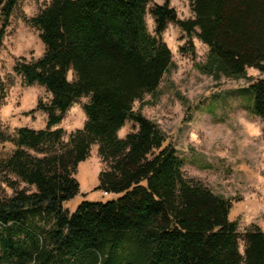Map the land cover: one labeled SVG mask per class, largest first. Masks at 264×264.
Instances as JSON below:
<instances>
[{"label": "trees", "instance_id": "obj_1", "mask_svg": "<svg viewBox=\"0 0 264 264\" xmlns=\"http://www.w3.org/2000/svg\"><path fill=\"white\" fill-rule=\"evenodd\" d=\"M16 1L0 0V41ZM189 1V19L169 0L154 3V34L145 22L151 0H50L28 19L44 51L17 59L13 70L51 98L36 105L47 114L43 129L0 130V143L14 147L0 159V177L13 189L0 197V264H264V232H238L231 201L185 177L172 143L133 109L173 65L160 37L172 22L208 46L202 67L216 78L259 71L243 91L248 112L264 121V0ZM83 96L86 121L65 142L52 127ZM127 120L134 131L120 138ZM93 145L105 164L97 188L121 195L84 200L69 213L63 205L78 193L74 174Z\"/></svg>", "mask_w": 264, "mask_h": 264}, {"label": "rangeland", "instance_id": "obj_2", "mask_svg": "<svg viewBox=\"0 0 264 264\" xmlns=\"http://www.w3.org/2000/svg\"><path fill=\"white\" fill-rule=\"evenodd\" d=\"M50 0H17L0 41V130L15 135L19 127L43 129L46 112L36 109L39 101L48 103L51 96L39 84L26 85L13 70L17 59L26 61L41 57L44 45L39 30L28 19L49 4ZM164 0H151L145 15L147 29L154 34L155 23L149 8ZM169 6L180 19L193 18L189 0H169ZM197 30V29H196ZM172 53L173 65L164 74L153 93L135 100L133 109L153 121L175 147L185 177L200 181L213 193L231 201L228 218L243 233L257 225L264 232V121L245 107L243 88L262 75L247 68L245 77L217 78L205 71L208 46L194 33L187 35L178 25L169 22L160 35ZM70 70L67 78L72 80ZM88 97L76 99L52 128L64 130L63 140L81 129L86 121L83 104ZM134 131V122L127 120L118 131L123 138ZM14 147L0 143V159L8 157ZM105 164L93 145L89 156L77 167L74 178L78 193L64 203L69 213L82 201L105 202L120 196L98 189L99 172ZM15 179L14 176H10ZM19 189L28 192L34 187L20 182ZM13 189L0 177V197H10ZM243 250L242 242L239 244Z\"/></svg>", "mask_w": 264, "mask_h": 264}]
</instances>
